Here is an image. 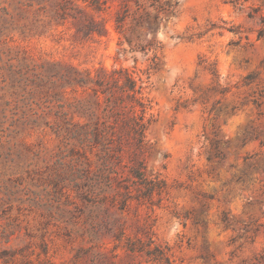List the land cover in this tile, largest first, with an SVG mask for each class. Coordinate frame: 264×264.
I'll return each instance as SVG.
<instances>
[{"label":"rangeland","instance_id":"374dc122","mask_svg":"<svg viewBox=\"0 0 264 264\" xmlns=\"http://www.w3.org/2000/svg\"><path fill=\"white\" fill-rule=\"evenodd\" d=\"M27 1L0 0L4 60L133 70L151 106L146 171L165 187L152 202L95 208L69 189L49 129L2 135L0 264H104L98 251L115 252L117 264H158L146 257L148 239L166 248L172 264H264V0H167L172 13L161 12L152 28L142 14L155 10L129 1L122 32L114 24L121 0L108 1L96 13L103 36L76 32L70 19L47 22ZM150 41L161 47L131 49ZM154 53L158 68H150ZM2 92L0 100L10 95ZM216 140L219 157L210 154ZM51 172H61L63 188L54 189ZM118 227L143 250L127 258Z\"/></svg>","mask_w":264,"mask_h":264},{"label":"trees","instance_id":"16d2710c","mask_svg":"<svg viewBox=\"0 0 264 264\" xmlns=\"http://www.w3.org/2000/svg\"><path fill=\"white\" fill-rule=\"evenodd\" d=\"M108 1L114 0H81L80 3L75 0H28L24 4L29 7L35 4L45 13L47 22L70 19L76 32L103 36L107 28L96 13L110 8ZM129 1L135 3L136 10L141 7V0H121L114 11L118 32H122L130 15ZM145 2L148 8L155 10L142 14L150 19L151 28L158 27L163 19L161 12L169 15L173 11V4L167 0ZM125 40L132 45V40L127 37ZM134 45L132 50L141 51H155L161 47L159 42L153 41L135 42ZM3 54L0 51V89L4 95H10L0 100V137L19 134L23 129H49L58 141L60 159L69 155L67 160H61L66 166L63 172L70 182L69 189L75 197L90 202L95 208L119 202L124 209L132 199L152 202L155 195L163 192L165 183L146 171V131L151 106L144 95L142 80L133 70L127 67L81 69L61 61L38 63L20 55H9L4 60ZM156 60L154 53L150 68H158ZM9 120L10 126L3 128V123ZM217 142H210V154L214 157L220 154ZM15 148L18 150L17 146ZM60 174H49L55 190L63 188L59 184L61 180L57 179ZM66 196L68 198L70 193ZM221 220L229 225L226 215ZM119 223L118 219H113V225ZM118 229L114 236L118 240L126 238L122 246L127 258L143 250L138 238L131 239L123 229ZM152 242L151 239L146 242V257L158 264H172L166 248L158 244L150 246ZM113 246L116 249L119 245ZM79 256L76 253V258ZM95 256L96 261H104V264H117L115 252L107 255L98 251ZM126 264L131 263L126 261Z\"/></svg>","mask_w":264,"mask_h":264}]
</instances>
